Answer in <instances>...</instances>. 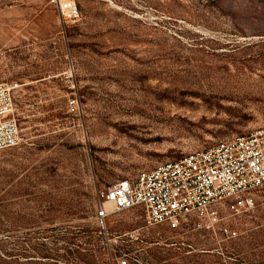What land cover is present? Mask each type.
Returning <instances> with one entry per match:
<instances>
[{
  "label": "rangeland",
  "instance_id": "1",
  "mask_svg": "<svg viewBox=\"0 0 264 264\" xmlns=\"http://www.w3.org/2000/svg\"><path fill=\"white\" fill-rule=\"evenodd\" d=\"M62 1L0 0L23 129L0 149V264H264V186L210 228L97 218L117 180L264 127V0Z\"/></svg>",
  "mask_w": 264,
  "mask_h": 264
},
{
  "label": "built area",
  "instance_id": "2",
  "mask_svg": "<svg viewBox=\"0 0 264 264\" xmlns=\"http://www.w3.org/2000/svg\"><path fill=\"white\" fill-rule=\"evenodd\" d=\"M61 7L70 16L78 13L73 1L63 0ZM17 86L0 81V149L23 140ZM262 186L264 127H259L117 180L99 195L97 218L104 221L111 212L137 208L147 227L165 225L178 230L195 218L196 227L210 228L224 207L235 213L250 209L252 191Z\"/></svg>",
  "mask_w": 264,
  "mask_h": 264
},
{
  "label": "bare ground",
  "instance_id": "3",
  "mask_svg": "<svg viewBox=\"0 0 264 264\" xmlns=\"http://www.w3.org/2000/svg\"><path fill=\"white\" fill-rule=\"evenodd\" d=\"M117 126L119 127H131L132 125L130 123L124 122V123H117Z\"/></svg>",
  "mask_w": 264,
  "mask_h": 264
}]
</instances>
